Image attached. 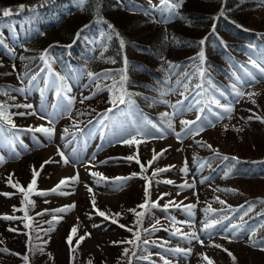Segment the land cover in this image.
<instances>
[{
	"label": "trees",
	"instance_id": "trees-1",
	"mask_svg": "<svg viewBox=\"0 0 264 264\" xmlns=\"http://www.w3.org/2000/svg\"><path fill=\"white\" fill-rule=\"evenodd\" d=\"M263 1L183 0L181 7L177 10L178 15H173V20L168 19L163 22L158 18V8L154 6L152 0H85L82 5L80 0H0V9L12 8L14 10L11 16L0 15V105L4 106L12 122L9 124L6 120H0V124L22 125L15 123V115L21 111L14 110L17 105L21 106V103L19 101L17 103L10 97L16 96V99L22 102L27 101L18 90L24 89L26 82L28 85L35 84L44 69H47L45 62L40 59L45 50L48 53L51 71H55L59 77L64 78L67 71L71 74L77 71L98 74L97 77L100 79L96 77V83L92 82L95 87L94 91H97V84L100 90L106 87L111 88L114 80L119 81L121 74L126 75L127 81L124 88L131 94V100L134 101L131 105L144 112L153 123L158 122L160 124L158 126H162L164 130L171 132L173 129L172 114L164 111L157 112L155 107L158 106V102L168 96L171 88L176 89L184 82L188 87L182 89L183 98L186 96L201 100L200 108L204 107L205 110L203 113L198 110V115L201 114V117L210 121L215 116L212 113H218L220 110L210 104L211 99L215 96L218 98L217 95L221 96V92L224 93L223 96L231 98L230 94L235 91L233 85H236L237 90L240 88L234 82L233 73L239 67L241 69L245 67L240 64L236 65L235 62L238 63L236 58H239L238 60L244 58L246 62H249L250 58L247 54L250 48L261 41L264 42V21L251 23L252 16L255 14L254 9ZM19 5L25 6L24 11L18 10ZM78 32L80 33L79 38H77ZM98 39L105 48L101 53L97 52L99 43L96 41ZM121 39L124 41L123 47L120 43ZM201 40H204L203 45L200 44ZM30 42H33L35 47L31 48ZM24 43L29 45L20 54L16 51L17 46ZM69 45L71 47H68ZM201 51L205 54L203 64L199 59ZM230 54L235 56V60L229 56ZM198 68L205 70L203 77L199 75ZM33 76H37L34 81ZM52 79L54 76L51 75L50 80ZM196 84H202L203 87L197 89ZM194 91L201 95H195ZM109 93L111 92L108 91ZM97 96L100 97L90 98L88 101L77 104L73 118L70 120L71 123L69 122L65 128L67 131L74 129L76 124L84 125L98 113L105 111L107 106H113L110 102L112 93L108 98L102 93ZM165 113L168 115H164ZM115 114L118 115L117 112ZM169 123L172 125L171 128L168 127ZM203 141L211 145L210 150H218L216 145L206 137ZM255 148L252 152L257 157L224 152V156L230 159L218 160L209 166L208 173L216 174V168L221 171L224 166H229L233 177L249 174L250 180L263 179L264 146ZM260 151L263 155L257 154ZM129 156H138L145 166L146 170L142 171L135 159L123 163V167L128 171L126 174L138 178L141 189L133 191L128 199L130 204L118 211L113 208L111 212L104 211L107 209L101 210L91 205V210L101 226L104 225L111 231L112 241L106 254H101L99 257H94V254L86 256L88 257L87 264L89 261L91 264H145L149 260L147 247L151 245L159 247L160 250L152 253L151 257L152 260L160 263L165 256L177 258L182 255V252L173 251L180 249L182 244L173 242L164 234L168 231L173 234V229L168 226V220L165 217L157 216V212L169 203L164 201L165 195L163 198H161L162 195H155L152 181L164 185L175 184L173 179L169 178L168 172L175 171L177 168L181 170L184 167L181 168L179 163L176 169L161 166L160 160L157 159L149 166L148 160L139 151L125 153V157ZM233 157L236 159H231ZM152 160L153 158L150 161ZM157 169L168 170L153 177V172ZM134 173L136 175H133ZM148 180H151L148 188L149 204L157 202L159 207L145 210L146 214L142 218V224L137 225V217L129 209L141 211L138 205L145 203V189ZM168 180L173 183L163 182ZM15 183L18 184L17 180ZM29 183L30 179L28 185ZM24 188L27 190L28 186ZM14 190L13 188L9 192H14ZM253 190V192H248L239 188L231 189L234 203H227L228 208L215 209L222 215L214 220L222 223L217 224L213 232L216 230L220 233L226 227L233 228L235 225L239 229V236L244 238L249 230L258 224L261 231L255 238L258 242L255 247L263 248L264 191ZM14 194L18 197L17 212L23 216L20 220L12 221L11 230L5 233L0 231V258L7 262L4 264H46L49 258L43 259V253L49 249L50 245L51 252L53 251L55 231L62 213L54 210L64 207L59 205L39 207L36 200L39 203L38 199L41 198L30 193L28 198L30 201L34 200L36 205L34 207L31 203H22L24 198L19 191L15 190ZM242 207L244 208L240 210ZM25 208L27 214L32 217L30 221L24 219L25 213L22 209ZM97 209L106 213L117 223L101 217ZM228 209H236L235 216H239L233 223L228 219L230 214L225 213ZM38 213L43 214L38 215ZM117 213L121 215L117 216ZM26 224L29 226L25 227ZM153 226L156 228L155 231L152 230ZM136 231L140 232L141 239L132 244L126 243L125 241L135 239ZM71 234V245L68 243V235L64 237L63 243L67 252L65 264H78L77 258L80 259L79 262H82L84 258H81L80 253L75 250L73 240L76 233L71 232ZM144 240L148 243H143ZM224 249L228 250V257H236L230 247L225 246ZM125 250H127L126 255ZM25 257L28 259L25 260ZM251 261L256 263V261ZM60 262L59 264H62Z\"/></svg>",
	"mask_w": 264,
	"mask_h": 264
},
{
	"label": "rangeland",
	"instance_id": "rangeland-1",
	"mask_svg": "<svg viewBox=\"0 0 264 264\" xmlns=\"http://www.w3.org/2000/svg\"><path fill=\"white\" fill-rule=\"evenodd\" d=\"M152 1L156 6L160 3V0ZM254 10L255 14L252 16L251 23L264 21V1ZM161 15L163 19L168 18L167 12H163ZM96 42L99 43V39ZM28 43L17 46L16 51L21 54L22 50L29 45ZM30 44L31 48H33L34 43L30 42ZM104 49L103 43H99L97 52L101 53ZM82 74V72L77 71L75 79L72 80L71 72L67 71L65 73L64 78L68 80V87H70V91L67 89L66 99L63 97L51 99L52 94L45 97L41 95L40 90L31 89H27V97L21 92L23 98L27 99L25 102L16 99V96L10 97L16 100L17 103L18 101L21 103V106L15 107L14 110L21 111V113H35V115H15L16 124H25L33 129L40 126L52 127L54 128V133L51 138L40 132L21 133L24 138L23 145L28 149L23 151L20 148L21 144H18V151L21 150V152L17 151L16 156H13V151L10 152L9 149L3 151L0 146V157L4 159V162L0 163V231L5 233L7 230H11L12 226L10 224L14 221L3 217L19 214L17 212L19 209L18 197H15L17 195H2V193H8L9 190L13 189L9 178L17 180L19 186L27 187L30 176L33 175V169H35L41 172L37 177V189L48 193L47 195L38 194L40 197L35 194L38 198L44 199H38L39 203L36 200V204H39V207L59 205L65 208L66 206L75 205L70 211L60 214V223L55 231V244L52 245L53 251L51 252L50 245L49 249L43 253V259L49 258L46 264H59L60 261L65 264L67 252L63 243L64 237L66 234L68 237L72 235L71 230L75 226L77 228L76 236L73 240L76 246L75 250L80 253L81 258H84L82 262H79V258H77V261L78 264H87L88 257L86 256L94 254V257H99L101 254H106L112 241L111 231L106 226H101L98 218L91 210L93 196L95 205L101 210L107 209L104 211L111 212L112 208L118 211L123 209V207H127L130 204L128 203L130 195L138 188L141 189V186L138 178L135 177H127L123 181L115 179L117 178L115 176L125 175L128 172L123 167L124 162H129L125 158V153L139 151L148 161L153 158L154 153H162L157 158V160H160L159 164L161 166L174 167L176 169L179 163L181 168L182 166L185 167V164L188 168L187 173L178 168L175 170L176 172L174 170L168 172L169 178L173 179L175 184L164 185L152 181L155 195L167 194L164 201L167 203L169 201L174 202V204H168L169 208L167 210L159 209L157 216L165 217L168 220V226L175 233L179 229V233L176 234L179 236H172L168 232H164V234L169 239H172L173 242L181 243L180 249L185 250L182 251L180 257L163 258L162 264H165V262L167 264H208V261L204 259L205 256L213 264H264V250L253 246L251 242L255 240L261 231L258 224H255L244 238L239 236V229L236 228L226 227L220 233L213 232V228L202 231L206 221L217 219L222 215L221 213H214L215 209L228 208V204L234 203L231 196L232 188H239L248 192H253V189L264 191V178L250 180L246 174H243L241 177L237 176V178L231 180L233 178L231 172L227 177H225V173L215 174L214 176L209 174L206 169L212 161L218 160L220 156L214 155V152L209 154L211 152L210 148L206 147L205 145L207 144L203 141L206 137L219 150L224 152H236L243 156H256L252 150L255 147L264 146V76L260 80L245 85L244 82L250 81V79L244 73H241L244 82L241 83L237 80L236 82L241 84V86L245 85L242 90L244 95L238 97L235 95L231 100L219 97L224 104H229L233 107V112L230 115L223 112L222 117L216 118L209 125L193 126L191 134H189L188 130L181 133L186 127L181 122L188 121V117H192L198 109L195 106L190 107V105H193L191 104V99H183L181 94L183 93V86H181L178 90L171 88L168 96L158 102V106L155 107L157 112L164 111L172 114L174 130L170 132L171 134L165 131L164 134H156L150 125H148L147 130H140L137 133V128L145 127L144 123L139 121L133 123L131 127L112 124L108 127L105 137L101 136V130L94 131L98 121L104 118L103 113L94 117L91 123L83 129V133L78 131L70 134L68 132L65 133L64 128L69 125V118L73 113L74 106L76 107L84 97L98 98L100 96L97 95L102 93L108 98L111 95V93L108 94L109 87L100 90V92L94 91L93 80L87 74ZM251 84L254 86H251ZM26 86L27 82L25 83ZM69 98H73V103L70 106L68 105ZM83 101H88V99ZM178 101H183V104L178 105ZM24 105H32V107L28 108L24 107ZM173 105H177L179 111L174 109ZM42 116L47 118L42 119ZM257 117L260 119H257ZM49 120H52L53 123L50 124ZM155 123L158 124V122ZM199 128H202V130L197 134L195 130ZM207 130L208 132H205ZM78 133L83 135V140L79 147H75ZM176 133L180 134L179 138ZM132 135H135L142 142L131 146L120 143L121 140ZM58 150L63 151L70 158V163H63ZM214 151L217 152L216 150ZM257 154L263 155V152L260 151ZM121 155H124V159L119 157ZM45 161L53 162L45 164ZM102 161L104 163H101ZM205 163H208V166ZM43 164L46 167L43 166L41 171L40 168ZM141 164L143 163L141 162ZM91 172H97L108 179L97 183L99 177L91 176ZM77 173L79 174L78 183L69 182L67 186H61L57 193L50 191L62 179L74 177ZM205 177L208 179H205ZM185 182L194 183V187L181 188L180 185ZM88 187L93 189L92 193H89ZM60 192L70 194L62 195L59 194ZM31 201L32 206L35 207L34 200ZM175 205H179V207ZM187 205H195L191 210V215L185 210ZM242 209L243 207L240 210ZM247 209L249 210V208ZM213 213L214 215L210 216ZM230 213L232 214L233 210L230 209ZM205 216L206 219H204ZM193 232L203 241V244L198 240L187 237ZM233 232L236 234L233 235ZM86 233L91 235L86 236ZM253 233L255 235H252ZM80 237L85 238L80 241ZM18 238L21 239V237ZM78 241L79 243H77ZM216 245L220 247H216ZM225 246L230 247L234 251L235 259L228 257L224 249ZM159 250L154 245L147 247L150 255ZM186 252L187 254H185ZM250 259L256 261V263ZM0 263L4 264L7 262L0 258ZM146 264L154 263L146 262Z\"/></svg>",
	"mask_w": 264,
	"mask_h": 264
},
{
	"label": "snow or ice",
	"instance_id": "snow-or-ice-1",
	"mask_svg": "<svg viewBox=\"0 0 264 264\" xmlns=\"http://www.w3.org/2000/svg\"><path fill=\"white\" fill-rule=\"evenodd\" d=\"M80 3L81 5L85 3V0H80ZM160 3L161 5L163 6L161 8V12H167L169 14V16H173V15H178V12L177 10L181 7L182 3H183V0H160ZM25 9V6L24 5H19L18 6V10L19 11H24ZM34 10V9H33ZM14 14V10L12 8H2L0 9V15L4 16V17H8V16H11ZM85 27H87V25H85ZM109 27H111V25H109ZM83 31V29L81 30ZM80 36V33L78 32L77 33V38H79ZM121 43V46L123 47L124 45V41L121 39L120 41ZM200 44L203 45L204 44V40H201L200 41ZM68 47H71V45H69ZM41 60H43L45 62V65L48 67V70L49 72H51V65L48 63V53H47V50H45V53L40 57ZM199 59L201 61V64H203L204 62V59H205V54L203 51H201L199 53ZM249 63H251L253 65V67L259 69L260 73L261 74H264V67H262L260 64L257 63V61L255 59H252L250 57L249 59ZM198 72H199V75L201 77H203L205 75V70L203 68H198ZM98 74H94V73H91L89 72L88 73V76L90 79L93 80V82H95L96 80V77H97ZM107 75V74H105ZM187 76V74H185ZM245 75L249 78V79H255V75L252 73V72H249L247 71V69H245ZM233 76L236 77V80L238 82H241L243 83L244 81L242 80V78L240 76H236L235 73H233ZM36 79L35 76L32 77V80L34 81ZM60 80H63L64 78L63 77H59ZM127 81V77L126 75H123L121 74V77H120V80L119 81H115L113 82V85L111 86V88H109L108 90L112 93V98L110 100V102L113 104L114 107H118L120 104H133L134 101L131 100V94H129L126 89L124 88V84L126 83ZM179 83V82H178ZM209 84H211V81L209 80ZM185 89H187L188 85L185 84L184 85ZM197 89H201L203 87L202 84H196L195 86ZM233 89L235 90V94L237 96H243L244 93L243 92H240L239 90L236 89V85L234 84L233 85ZM18 91H24V89H19ZM68 91H70V89H68ZM97 91H100V86L99 84H97ZM206 91V90H205ZM217 91H219L217 89ZM183 95V93H181ZM60 95V91L58 90L57 91V96ZM93 95H95V93H93ZM197 96L201 95V93L197 92L196 94ZM221 96L224 95L223 92L220 93ZM251 95V94H250ZM125 97H128V99H125ZM91 97H84L83 100H86V99H90ZM185 99H187V97H185ZM83 100L81 102H83ZM73 103V98H69L68 99V105L70 106L71 104ZM201 100H195V105H199L201 104ZM178 105H182L183 104V101H178L177 102ZM210 104L211 105H214L216 108H219V109H222V111L224 113H227V114H231L233 112V107L229 104H222L220 99H217L215 97H213L210 101ZM195 105H190V107H194ZM17 107H20V105H17ZM24 107H28V108H31L32 105H24ZM55 107V106H54ZM174 109H176L177 111H179V109L177 108V105H173L172 106ZM205 107H207V105H205ZM205 110L204 107H201L199 109V111L201 113H203ZM108 112H111L113 111L112 108L108 109L107 110ZM19 115L23 116V115H26V114H32V115H35V113H18ZM175 114V113H174ZM213 115H215L217 118H220V114L219 113H216V112H213L212 113ZM164 115H168L167 113H165ZM42 119L44 118H47V117H41ZM108 119V116L105 114L104 118L99 120L98 121V124H97V127L103 129L105 127H108V125L105 124V120ZM202 119L201 116H197L196 118V121H182L181 123L188 126V132L189 134H191L192 132V129H191V125H194L197 123V121H200ZM257 119H260L259 117H257ZM0 120H6L9 124H11V119L10 117L8 116V114L6 113V111L4 110V106L3 105H0ZM49 123H53L52 120H49ZM89 123H91V121H89ZM209 124H211V121H208ZM147 124H149L151 126L152 129H154L156 132H159L161 134H163V129L161 127H159L156 123H153L151 120H148L147 121ZM13 127H15V125H12ZM76 128H77V131L83 133V129H80L79 128V125L76 124L74 125ZM214 126V125H212ZM168 127L171 128L172 125L171 123L168 124ZM202 128H199V129H196V133L198 134L199 131H201ZM30 131H33V132H40V133H43L45 134L48 138H51L53 133H54V128L52 127H44V126H40V127H37L35 129H30ZM140 132V129H137V133ZM65 133H67V129H65ZM177 137L179 138L180 134L179 133H176ZM101 136H103V132L101 131ZM142 140H138L136 138L135 135H132L128 138H125L123 140L120 141V143H123V144H127V145H138L139 143H141ZM206 147L208 148H211V145H205ZM58 154L61 156L62 158V161L64 164H68L70 163V158L68 156L65 155V153L63 151H59L58 150ZM160 155H162V153H154L153 155V160L152 161H148V165L150 166L153 161H155ZM214 155H217L219 156L220 154L218 152H215L214 151ZM126 159L128 160H133L135 159L136 163L137 164H140V167H141V170L142 171H145V166L143 164H141L140 160L138 159V156H129V157H126ZM223 160H229L230 158L228 156H223L222 157ZM231 159H236L235 157L231 158ZM4 162V159L3 157H0V163H3ZM53 161H45V164L47 163H52ZM101 163H104L103 161ZM44 165H41V169L43 168ZM201 167H203V165H201ZM168 169H157L153 172V177H155L158 173L160 172H164V171H167ZM181 171H183L184 173H187L188 172V168H187V165L185 164V167L181 169ZM231 172V169L228 170V172H225V177H227ZM40 175V172L33 169V179L32 181L29 183L28 185V188L27 190H25L24 187L22 186H19L18 184H11V186L13 188H17L18 191L20 193H24V199L22 201V203H32L29 198H28V194L27 193H31L33 192L35 186H36V182H37V177ZM91 176L93 177H99V179L97 180V183H99L100 181H106L108 178L107 177H104L102 176L101 174L97 173V172H91L90 173ZM133 175H136L135 173ZM117 181H123V180H126L127 178H124V177H118V178H115ZM145 179H148L147 177H145ZM205 179H208L207 177H205ZM9 182L10 181V178H9ZM69 182L71 183H78L79 182V174L77 173L76 176L74 177H71V178H65V179H62L60 181V183L54 187L53 189H51L50 191L53 192V193H57L59 192V189L61 188V186H67L69 184ZM164 183H173V181H163ZM151 185V180H148V184L146 185V189H145V203L141 204V205H138V208L141 209V211H137L136 209H129L130 212L134 213V215L137 217V220H136V224L137 225H140L142 224V218L144 217V215L146 214L145 213V210L149 209V208H154V207H159V204L157 202H151V204H149V201H148V197L150 195L149 191H148V188L150 187ZM87 187V186H86ZM181 188H192L194 187V183L193 184H189L187 182H185L184 184L180 185ZM87 190L89 191V193H92L93 192V189L91 187H88ZM39 195H47L48 193L47 192H40L38 193ZM59 194H62V195H67V194H70V193H64V192H60ZM2 195H5V196H8L10 194L8 193H2ZM163 195H167V194H162L161 198H163ZM93 207L95 208V198L93 196V199L91 201ZM171 204H174V202L172 201H169V205ZM169 205H164V208L165 210L168 208ZM177 207H179V205H175ZM75 205H70V206H66L65 208H61V209H56L54 210L55 212L57 213H60V212H67V211H70L71 208H74ZM195 207V205H187L185 206V210L191 215V210ZM25 213V216H24V219L26 220H31L32 218L30 216H28L27 214V209H22ZM97 212L98 214L101 216V217H104L105 219H110V217H108L106 215V213H104L103 211H99L97 209ZM43 213H38V215H42ZM117 216L121 215L120 213H117L116 214ZM4 219H9V220H14V219H17V217L15 216H5L3 217ZM55 219V217H54ZM174 219V218H173ZM113 223H117L116 220H112ZM157 223H159V221H157ZM222 223L221 221H217V220H211V221H206L205 224H204V228L202 229V231H206V230H209V229H212L214 227H216L217 224H220ZM29 225L26 224L25 227H28ZM121 227H125L124 225H120ZM236 226L233 225V229H235ZM129 231H132V229H128ZM153 231L156 230L155 226H153ZM71 232L73 234H75L77 232V228L74 226L71 230ZM177 233H179V229H177ZM177 233H173V235H176ZM236 233L233 232V235H235ZM86 236H90L91 234L90 233H86L85 234ZM252 235H255V233H253ZM134 237L135 239L134 240H129V241H125L126 243H129V244H132V243H135V241H139L141 239L140 237V232L139 231H136L134 233ZM85 237H80V241H82ZM188 238L189 239H194V240H198L201 244H203V241L200 240V238L196 235L195 232L191 233L188 235ZM250 240H251V237H250ZM253 246H256V244L258 243L257 241L255 240H252L251 241ZM68 243L71 245L72 244V235H70L68 237ZM79 243V241L77 242ZM115 243V242H114ZM143 243L147 244L148 241L147 240H144ZM216 247H220L219 245H216ZM261 250H264V248H262ZM40 251H43V249H40ZM173 251H176V252H182V251H185L183 249H174ZM190 251V250H188ZM225 251L227 252L228 250L225 249ZM127 254V250H125V255ZM187 254V252L185 253ZM230 256L232 255L230 252L228 253ZM25 260H27L28 258L25 257L24 258ZM205 260L208 261V264H213V262L211 260H209V258L207 256L204 257ZM233 259H235V257H233ZM89 264H91V261H89ZM165 264H167V262H165Z\"/></svg>",
	"mask_w": 264,
	"mask_h": 264
}]
</instances>
